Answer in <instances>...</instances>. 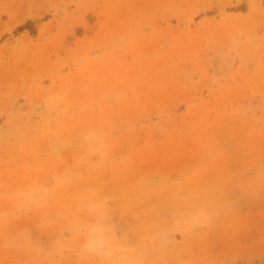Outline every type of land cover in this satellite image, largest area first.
Wrapping results in <instances>:
<instances>
[{
	"label": "rangeland",
	"instance_id": "rangeland-1",
	"mask_svg": "<svg viewBox=\"0 0 264 264\" xmlns=\"http://www.w3.org/2000/svg\"><path fill=\"white\" fill-rule=\"evenodd\" d=\"M0 264H264V0H0Z\"/></svg>",
	"mask_w": 264,
	"mask_h": 264
}]
</instances>
